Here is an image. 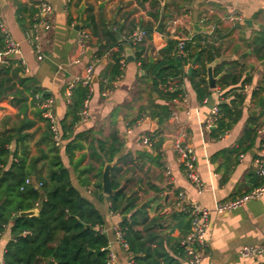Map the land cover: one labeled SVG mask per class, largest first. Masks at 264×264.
Returning <instances> with one entry per match:
<instances>
[{
    "label": "crops",
    "instance_id": "crops-1",
    "mask_svg": "<svg viewBox=\"0 0 264 264\" xmlns=\"http://www.w3.org/2000/svg\"><path fill=\"white\" fill-rule=\"evenodd\" d=\"M36 1L0 0V18L9 25L17 39L15 42L22 43L24 49L21 58L1 53L0 61L4 57L20 60L24 76L34 77L38 86L50 95L49 109L57 123L64 117L70 85L84 76L88 65H93L91 92L87 99L89 117L74 126V134L86 133L79 139L81 148L74 151L73 166L68 164L65 142L59 149L64 164L71 171V180L74 176L87 194L98 199V205L94 206L108 223L102 231L108 238V250L115 255L114 264H118V253L113 250L114 243L108 231L112 230L118 239L114 229L129 215L111 212L108 195L101 190L102 198H98L77 178L79 172L90 168L86 177L90 187L95 185L102 161L90 157V146L95 148L96 141L107 140L113 133L120 142L113 157V166H116L113 177L120 187L131 179L126 186L127 194L138 197L137 205L149 202L150 217H162L155 229L159 235L168 234L173 228L170 235L177 238L187 231L188 204L197 202L210 211L207 245L201 251L198 264H264V254L254 257L239 254L243 245L264 241V191L243 207L221 213L215 211L219 201L239 196L260 182L255 160L264 145V59H258L251 49L253 37L264 33V0H54L48 18L50 28L39 35V53L25 37ZM18 4L25 9L16 15ZM101 8L104 9L103 18L99 17ZM82 29L91 34L84 54L80 53L77 42L78 31ZM136 29H149V36L133 45L127 37ZM191 37L200 39L203 46H213L212 60L206 65L212 66L216 87L207 86L209 94L202 100L197 98L189 80L195 63L192 61L183 67L181 80L174 78L168 83L169 88L182 84L185 98L166 101L162 96L165 87L159 84L155 90L152 86L150 64L161 60L162 49L169 40ZM118 50L122 57L121 74L112 82L114 86L110 92L103 94L105 89L99 88L101 74L110 75L111 55ZM137 52H141L145 67L136 60ZM233 60L245 65L251 81L241 90L244 97L238 104V118L222 137L217 138L212 129L217 126L219 113L209 128L206 125L212 107L228 101V96H223L224 90L217 86L223 72L215 75L214 69L222 61ZM156 105H167L171 115L160 120L155 113ZM36 108L30 105L27 110L28 119L35 121L27 130L32 135L30 156L36 154L35 143L45 128V122L35 115ZM5 117L12 129L23 119L19 116V123L14 125L18 111L7 99L0 101V124ZM249 128L252 131L248 132ZM155 131L158 134L155 135ZM151 136L153 141L149 145L142 143V138ZM178 137L194 150L195 171L203 183L201 191L186 178L177 161L173 143ZM143 153L156 158L149 159ZM180 192L184 194L183 199L178 197ZM175 212L179 214L172 220L170 215ZM8 239L7 232L0 236V264ZM119 244L127 264L131 253L121 242ZM181 261L187 264V256Z\"/></svg>",
    "mask_w": 264,
    "mask_h": 264
},
{
    "label": "trees",
    "instance_id": "trees-1",
    "mask_svg": "<svg viewBox=\"0 0 264 264\" xmlns=\"http://www.w3.org/2000/svg\"><path fill=\"white\" fill-rule=\"evenodd\" d=\"M21 9L25 8L18 4L16 15L20 14ZM89 19L92 21L91 16ZM145 30L147 38L149 29ZM93 32L95 33V30ZM199 40L197 37L185 40L184 54L178 52L177 40H169L162 49L161 60L150 64L152 86L155 90L159 84L165 87L162 96L166 101L182 98V84L178 83L169 88L168 83L174 78H182L183 67L193 59L195 63L189 75L191 86L199 100L209 94L206 62L212 60L213 46L209 44L203 46ZM252 42L254 44L252 54L258 59H264V33H257ZM4 47L5 37L0 31V54ZM111 56L113 64L110 75L101 74L102 79L99 81L101 91L111 88L112 82L121 74L120 51L113 52ZM136 60L145 67L141 52L136 53ZM221 72L223 74L217 80V86L224 90L223 96H228V101H221L217 105L220 117L217 119V126L212 129L217 138L222 137L229 130L231 123L238 118V104L244 97L241 90L251 81V75L246 73L245 65L238 60L222 61L214 69V74ZM103 78L106 80L103 81ZM252 94L255 95L256 91ZM35 95L39 97L35 99ZM89 96V86L80 81L75 82L70 88L64 117L56 122L60 144L65 142L64 152L70 166H73L74 151L81 148L79 139L86 133L74 134V126L80 121L79 113ZM49 97L50 95L38 86L34 77L24 76V67L19 59L4 57V60L0 61V101L7 99L8 103L17 109L18 119L14 125L19 123V116H23L24 119L18 131L11 128L8 117L3 118L0 124V236L6 232L9 235L4 246L2 262L107 264L109 242L102 231L104 218L94 204L72 184L71 171L60 155V144L56 145L50 121L43 116L44 109L40 107L36 108L35 115L45 122V128L35 143L36 154L29 155V140L32 135L27 130L35 121L28 119L27 110L30 105H36ZM155 108L160 120L171 115L167 105H156ZM247 131L252 129L249 128ZM154 134L158 132L155 131ZM149 139L151 143L153 137ZM96 143L95 148L90 146V157L101 160L103 167L105 162L112 161L120 148V142L113 133L107 140H98ZM146 157L156 158L150 155ZM102 167L96 175L98 181L92 187L86 177V173L91 171L90 168L79 172L77 177L81 184L98 198H102ZM115 168L116 166H113L111 170V186L116 191L107 196L109 210L120 215H129L128 219L119 222L118 227L134 264H184L181 259L186 255L180 239L189 229L177 238L170 235L173 228L168 234L159 235L155 229L162 217L159 215L150 217L149 202L137 205L138 197L133 193L128 195L126 192V186L131 179H127L125 185L120 187L119 182L113 177L112 171ZM31 177L40 185L36 187L34 184H25V180ZM151 188L159 190L155 185H151ZM35 208L37 212L33 215H20L23 211ZM177 214L179 213H172L171 219L175 220ZM186 214L189 218L188 212ZM137 226H141V229Z\"/></svg>",
    "mask_w": 264,
    "mask_h": 264
},
{
    "label": "built area",
    "instance_id": "built-area-1",
    "mask_svg": "<svg viewBox=\"0 0 264 264\" xmlns=\"http://www.w3.org/2000/svg\"><path fill=\"white\" fill-rule=\"evenodd\" d=\"M35 11L32 14L30 25L25 31V37L27 42L30 43L36 53H39L38 39L41 32L47 31L50 28V22L48 20L49 15L52 12L51 5L46 0H37L34 4ZM0 31L5 37V47L2 52L4 56L6 55H17L19 54L20 48L18 44L11 38L10 34L4 27V24L0 18ZM146 30L136 29L127 37V40L133 44L137 45L141 43L146 38ZM91 39V34L88 30L82 29L78 31V46L80 53L84 54L87 48L88 42ZM188 38L180 39L177 43V49L180 54H184L183 46L185 40ZM93 72V65L90 64L86 67L85 74L81 79H78L76 82L80 81L84 85H88L91 92V78ZM74 84V83H73ZM70 85V88L73 86ZM114 86V84L112 85ZM111 88H106L103 94L110 92ZM39 96L35 95L34 98L37 99ZM185 98L182 95V99ZM51 99H46L36 104L37 107L44 109L43 116L50 121V128L53 133L56 145L60 144V139L58 136V129L56 121L53 115L50 112ZM219 113L218 106L212 107L210 111V117L208 119L206 128H209L212 122L217 119ZM80 120L85 121L88 119L89 114L87 110V100L84 102L82 111L79 113ZM142 143L145 145L150 144V139L144 137L141 139ZM174 150L176 152L177 161L181 165V168L186 176V178L196 187L198 191L202 190L203 183L200 177L195 171V155L193 148L182 140L180 137L176 138L173 143ZM256 163V172L260 179L258 185L254 186L249 191L236 196L234 198H229L221 200L216 204L215 211L221 213L224 211L234 210L240 207H243L246 203L252 199L258 198L261 193L264 191V145L262 146L261 155L258 156L255 160ZM168 173V171H167ZM25 184H34L36 187L40 183H35L31 178L25 180ZM179 199L184 198V194L180 192L178 194ZM187 212L189 214V230L188 232L181 236L180 244L184 249L185 255L187 256V264H198L201 259V251L207 245L206 232L208 228V220L210 211L208 208L197 202H191L188 204ZM115 232L119 241L123 244L124 248L127 249V245L123 242L122 233L119 227H116ZM239 254L242 257H254L256 255L264 254V241L256 244H247L243 245ZM115 255L111 251L108 252L107 264H114ZM3 264V262H2ZM127 264H134L132 258L127 261Z\"/></svg>",
    "mask_w": 264,
    "mask_h": 264
},
{
    "label": "water",
    "instance_id": "water-1",
    "mask_svg": "<svg viewBox=\"0 0 264 264\" xmlns=\"http://www.w3.org/2000/svg\"><path fill=\"white\" fill-rule=\"evenodd\" d=\"M245 23H249V20H245ZM195 27L197 28V25H195ZM193 62H195V59L193 60ZM206 82H207V86L209 88H215L216 87V78L213 76V72H212V66L210 65H206ZM24 120L21 119L20 123L13 127V129L15 131H18L22 125H23ZM114 159L110 162H106L103 166V170H102V174H101V187H102V192L105 195H110L112 193H114L116 190L112 188L111 186V169L112 166L114 164ZM37 212V209H32V210H28V211H23L20 213L21 216H27V215H33Z\"/></svg>",
    "mask_w": 264,
    "mask_h": 264
},
{
    "label": "rangeland",
    "instance_id": "rangeland-1",
    "mask_svg": "<svg viewBox=\"0 0 264 264\" xmlns=\"http://www.w3.org/2000/svg\"><path fill=\"white\" fill-rule=\"evenodd\" d=\"M50 5H51V7H53L54 6V0H46ZM99 17L100 18H103L104 16V9L103 8H101V9H99ZM11 22H12V20H11ZM3 24H4V27H5V29L7 30V32L10 34V36H11V38L14 40V41H17V39L15 38V35H14V33L12 32V30L10 29V27H9V25L7 24V25H5V23L3 22ZM18 44V46H19V48H20V53L19 54H17L15 57L16 58H21L22 57V55H23V44L22 43H17ZM73 177V180H72V184L79 190V192L84 196V197H86L87 199H89L95 206H97L98 205V203H97V198H95L94 196H92L91 194H87L86 193V191L84 190V189H82L81 187H80V185H78V183L75 181V179H74V176H72ZM94 186V185H93ZM104 218V217H103ZM104 225L103 226H106V227H108V223H107V221H105V219H104ZM111 229V228H110ZM108 234H109V237H110V239H111V242H113L114 243V248H113V250L115 251V252H117L118 253V255H117V257H116V261H117V263L118 264H120L121 262L123 263V264H126V259H125V257H124V255H123V253H122V251H121V248H120V242H119V240L116 238V235L115 234H112V230H109L108 231Z\"/></svg>",
    "mask_w": 264,
    "mask_h": 264
}]
</instances>
